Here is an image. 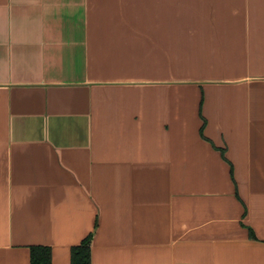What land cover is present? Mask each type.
Returning a JSON list of instances; mask_svg holds the SVG:
<instances>
[{"label":"crops","instance_id":"crops-1","mask_svg":"<svg viewBox=\"0 0 264 264\" xmlns=\"http://www.w3.org/2000/svg\"><path fill=\"white\" fill-rule=\"evenodd\" d=\"M92 232V264H264V0H0V264Z\"/></svg>","mask_w":264,"mask_h":264},{"label":"trees","instance_id":"trees-1","mask_svg":"<svg viewBox=\"0 0 264 264\" xmlns=\"http://www.w3.org/2000/svg\"><path fill=\"white\" fill-rule=\"evenodd\" d=\"M94 232L90 233L80 244L71 248V264H92L91 244ZM31 264H52V248L46 245L31 247Z\"/></svg>","mask_w":264,"mask_h":264}]
</instances>
